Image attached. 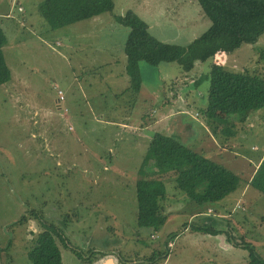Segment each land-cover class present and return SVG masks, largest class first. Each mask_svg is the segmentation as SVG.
<instances>
[{"label": "rangeland", "instance_id": "obj_1", "mask_svg": "<svg viewBox=\"0 0 264 264\" xmlns=\"http://www.w3.org/2000/svg\"><path fill=\"white\" fill-rule=\"evenodd\" d=\"M18 1L23 13L13 5L15 18L0 16L10 71L0 86V264H32L27 254L41 221L58 226L68 241L60 245L62 264H247V250L228 236L264 260V194L246 184L249 161L263 150L264 121L256 131L243 125L236 143L220 145L206 125L178 115L189 103L191 113L196 107L176 86L208 74L211 60L186 73L176 62H140L141 89L129 90L123 51L129 30L115 15L132 10L158 40L186 45L210 26L197 0H114L112 12L58 29L41 18L42 0ZM10 2L0 0V11ZM261 50L264 33L223 61L226 68L264 76ZM194 92L200 98L204 89ZM178 124L192 126L179 132ZM154 132L182 133L186 146L241 176L234 192L203 213L205 223L226 235L192 231V224L204 222L169 183L161 202L166 223L152 233L137 226L136 174ZM218 213L219 220L210 219ZM223 220L228 223L219 225ZM167 234L173 236L167 258L150 259L152 249L163 251ZM102 251L112 254L101 257Z\"/></svg>", "mask_w": 264, "mask_h": 264}, {"label": "trees", "instance_id": "obj_2", "mask_svg": "<svg viewBox=\"0 0 264 264\" xmlns=\"http://www.w3.org/2000/svg\"><path fill=\"white\" fill-rule=\"evenodd\" d=\"M197 2L202 13L210 20V26L186 45L158 40L149 32L147 23L132 10L115 15L116 21L129 30L123 46L129 90L136 94L141 89L140 62L153 66L162 62H176L181 71L186 73L194 68L196 62L211 60L208 74H202L195 79V84L193 83L196 89H204V94L197 101L199 103H194L195 114L187 110L186 107L192 105L189 103L185 109H180L178 115H186L187 122L189 121L187 117L200 121L198 123L206 125L210 135L220 145H230L236 143L240 127L248 123L247 118L264 109V76L246 67L232 70L213 63L212 59L218 52L230 55L243 45L256 44L264 33V0H197ZM13 5H17V12L23 10L18 0H11L4 16L15 18L11 16ZM113 9L114 0H42L38 5L39 14L50 29L87 20L105 12H112ZM6 43L5 32L0 27V86L10 79V71L3 53ZM259 56V59L264 61V50L260 51ZM205 81L209 84L205 83L202 87ZM183 85L181 83L176 86V92L179 87V92L188 93V89H185L187 87L181 88ZM181 127L182 130L179 132H185L189 126ZM181 135L182 137L179 134L177 136L154 132L149 140L135 180L136 224L139 228L152 233L166 223L167 214L161 202L166 198V184L169 183L186 196L190 208L194 210L192 215L204 222L192 224V231L226 235L221 226L205 223L202 220L203 216L209 215L203 213L234 192L241 176L238 172L186 146L185 137L182 133ZM249 163L253 167L249 168L251 171L246 184L264 194V153L252 157ZM246 180L244 178V181ZM214 215L216 214H210V219L219 220L218 217L222 214ZM222 223L227 224L228 220H223L219 225ZM182 226L186 228V223ZM171 237L172 234L167 236V244L164 240L163 251L152 249L150 259L155 256L167 258L169 254L167 246H173ZM227 238L233 245L247 250V264H264V260L248 243L242 242V239L237 242L234 238L229 236ZM67 244L68 241L58 226L41 221V231L38 232L27 257L32 264H62L60 245L68 247ZM73 251L81 258V253L76 248ZM99 254L103 257L112 253L102 251Z\"/></svg>", "mask_w": 264, "mask_h": 264}, {"label": "crops", "instance_id": "obj_3", "mask_svg": "<svg viewBox=\"0 0 264 264\" xmlns=\"http://www.w3.org/2000/svg\"><path fill=\"white\" fill-rule=\"evenodd\" d=\"M8 11V10H7ZM7 12L6 11H0V16H4V14H6ZM227 56H231V54L230 55H227V54H225V53H223V52H218L215 56H214V58L212 59V62L213 63H218V64H222L223 66H225V62L223 61V60H225V57H226V59H227ZM221 59V62H218L217 60L218 59ZM181 69V68H180ZM183 82H185V81H183ZM190 85H189V84ZM188 83H185V87H187V88H185V89H188V93H186V92H179L181 95H183V96H185L187 99H188V101L189 102H192L193 101V103H199V102H197V101H199L200 100V98H198L197 97V93L196 92H194V91H196V90H198L199 91V89H196V86L194 85L195 84V80H191V81H189ZM194 83V84H193ZM184 86V85H183ZM183 86L181 87V88H183ZM184 91V90H183ZM194 92V93H193ZM178 95V94H177ZM192 98H193V100H192ZM192 100V101H191ZM178 101V100H177ZM184 103L183 104H186V103H188V102H185V101H183ZM203 105V104H202ZM264 109H262V110H260V111H258V112H256V113H254L253 115H258L259 117H262L263 115H264V111H263ZM251 117H253V116H251ZM262 118H264V117H262ZM250 119V116L247 118V120H249ZM259 121H264V119H260V120H258L257 121V119L254 121V123L252 124V123H249V125H250V128H254L252 131H256V128L258 127V125H259V123H257V122H259ZM179 126H180V130H182V127H181V125L182 124H178ZM246 125V131L248 130V129H250V128H247V126H248V123H246L245 124ZM188 126L189 127H191L192 126V124L191 125H189L188 124ZM212 141V140H211ZM262 143H263V145H264V139L261 141ZM252 147H256V145H251ZM251 147V148H252ZM264 153V146H263V150H262V154Z\"/></svg>", "mask_w": 264, "mask_h": 264}, {"label": "built area", "instance_id": "obj_4", "mask_svg": "<svg viewBox=\"0 0 264 264\" xmlns=\"http://www.w3.org/2000/svg\"><path fill=\"white\" fill-rule=\"evenodd\" d=\"M7 16H8V15H7ZM58 93L60 94L59 98H60V99H63V98H62L63 96L61 95V91H59Z\"/></svg>", "mask_w": 264, "mask_h": 264}, {"label": "water", "instance_id": "obj_5", "mask_svg": "<svg viewBox=\"0 0 264 264\" xmlns=\"http://www.w3.org/2000/svg\"><path fill=\"white\" fill-rule=\"evenodd\" d=\"M108 262H110V260H109ZM108 262H107V263H108ZM110 263H111V262H110ZM110 263H109V264H110Z\"/></svg>", "mask_w": 264, "mask_h": 264}, {"label": "clouds", "instance_id": "obj_6", "mask_svg": "<svg viewBox=\"0 0 264 264\" xmlns=\"http://www.w3.org/2000/svg\"><path fill=\"white\" fill-rule=\"evenodd\" d=\"M214 58V57H213ZM216 64H218V63H216ZM222 65V64H221Z\"/></svg>", "mask_w": 264, "mask_h": 264}]
</instances>
